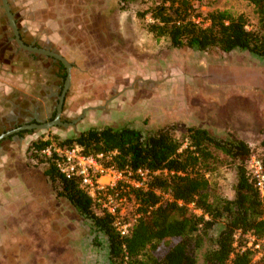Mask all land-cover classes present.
<instances>
[{
  "label": "rangeland",
  "instance_id": "1",
  "mask_svg": "<svg viewBox=\"0 0 264 264\" xmlns=\"http://www.w3.org/2000/svg\"><path fill=\"white\" fill-rule=\"evenodd\" d=\"M160 1L8 0L24 42L59 53L72 68L61 113L68 124L0 140V179L8 160L19 174L5 177L6 194L18 201L0 209V264H108L104 238L55 195L39 161L45 158L32 154L33 141L57 144L52 137L105 125L144 132L172 125L185 144L186 126L193 124L215 137L244 140L251 153L262 155L264 57L198 53L172 48L167 37L156 40L144 27L151 18L140 13ZM1 5L0 0V132L13 120L28 118L29 111L46 120L60 90L54 68L18 48ZM194 5L192 19L201 26L212 10L245 14L249 29L257 22L247 0H195ZM215 156L207 175L222 196L232 198L234 169L223 153L216 150ZM127 209L129 217L137 213L132 201ZM245 234H238V242Z\"/></svg>",
  "mask_w": 264,
  "mask_h": 264
},
{
  "label": "trees",
  "instance_id": "2",
  "mask_svg": "<svg viewBox=\"0 0 264 264\" xmlns=\"http://www.w3.org/2000/svg\"><path fill=\"white\" fill-rule=\"evenodd\" d=\"M194 1L153 2L140 13L152 20L144 23V27L156 40L167 37L175 49L207 54L239 51L264 57V0H247L257 14L256 25L251 29L245 14L228 10L209 11L208 24L201 26L192 19L196 10ZM29 54L54 68L59 95L66 77L64 65L52 57ZM53 115L54 112L51 119ZM171 126L144 132L125 125H105L62 139L52 137L60 146H80L86 155L109 154L105 166L160 171L151 175L145 186L128 189L139 216L126 236L116 232L112 216L98 209L77 178L63 176L50 159L39 161L45 163L43 173L55 195L72 205L91 223L93 231L104 238L108 264H198L199 261L201 264H264V255L253 260L250 250L230 257L237 232L264 239V194H260L246 167L251 154L248 143L234 137H215L208 130L190 124L186 126L184 144L174 136ZM27 132L30 130H22L19 135ZM49 141H33L30 144L33 156ZM261 146L264 165V135ZM216 150L228 158L234 169L232 198L222 196L207 175Z\"/></svg>",
  "mask_w": 264,
  "mask_h": 264
},
{
  "label": "built area",
  "instance_id": "3",
  "mask_svg": "<svg viewBox=\"0 0 264 264\" xmlns=\"http://www.w3.org/2000/svg\"><path fill=\"white\" fill-rule=\"evenodd\" d=\"M37 153L46 159H50L66 178H77L80 187L101 209L112 216L114 229L120 236H126L130 233L139 216V213H136L133 217H129L127 205L130 201L133 204L135 203L131 196L127 194L128 189L143 187L151 175L160 173L159 170L150 172L144 168L119 170L112 165L105 166L103 160L109 159V154L108 156L103 153L86 155L78 145L66 147L49 142ZM246 167L255 186L263 195L264 165L262 155L251 153L247 159ZM238 234L241 233L237 232L234 235L233 251L230 257H233L234 253L245 250L252 252L253 260H258L264 255V239L248 233L244 235L242 242H238Z\"/></svg>",
  "mask_w": 264,
  "mask_h": 264
},
{
  "label": "water",
  "instance_id": "4",
  "mask_svg": "<svg viewBox=\"0 0 264 264\" xmlns=\"http://www.w3.org/2000/svg\"><path fill=\"white\" fill-rule=\"evenodd\" d=\"M1 3H2L1 6L4 10V14L7 18L8 25L11 28L13 39H14L15 43L17 44L18 48L23 50V51L29 52V53H35V54L43 55L46 57H52L54 60H59L64 65L65 70H66V77L64 80V85H63V88H62L60 95L58 96V102L56 105V112H55V116H54L53 120H51L49 122H45V123H39V124L33 123L30 125H24V126L20 127V129H28V130L29 129H48V128L55 126V125H67L68 123L67 122L63 123L60 120V117H61V111H62L65 93H66L67 89L69 88L70 81H71L72 64L65 57H63L62 55H60L59 53H57L53 50L25 44L23 42V40L20 38L19 30H18V27L16 25L13 14L10 11V6L8 3V0H1ZM15 131H18V129ZM7 134L8 133L2 134L0 136V138L6 136Z\"/></svg>",
  "mask_w": 264,
  "mask_h": 264
},
{
  "label": "flooded vegetation",
  "instance_id": "5",
  "mask_svg": "<svg viewBox=\"0 0 264 264\" xmlns=\"http://www.w3.org/2000/svg\"><path fill=\"white\" fill-rule=\"evenodd\" d=\"M63 88V87H62ZM62 91V89H61ZM61 93V92H60ZM60 95V94H59ZM56 96V99H55V102H54V107L49 115V117L46 119V120H41L40 118L37 117V114L35 112H32V111H29V117L26 118V119H22L20 122L18 121H12V124L9 126V128L7 129H4L3 131L0 132V136L2 134H5V133H8L6 136L0 138V140L2 139H6L8 137H11V138H14L15 136H19V137H22L19 135L20 131L22 130H28V129H20V127L24 126V125H30V124H33V123H45V122H49L51 120H53L54 116H55V112H56V105H57V102H58V96ZM64 103V102H63ZM63 108V106H62ZM54 112V115L51 119V116H52V113ZM62 113V111H61ZM62 117H60V120L65 123V121L63 119H61ZM18 131H15L17 130ZM29 130H33V129H29Z\"/></svg>",
  "mask_w": 264,
  "mask_h": 264
},
{
  "label": "crops",
  "instance_id": "6",
  "mask_svg": "<svg viewBox=\"0 0 264 264\" xmlns=\"http://www.w3.org/2000/svg\"><path fill=\"white\" fill-rule=\"evenodd\" d=\"M15 160H16L17 163H19L20 160H21V157L19 156V158L17 157ZM5 164H6V168L3 167L2 168L3 171L1 172V174L3 175V178L0 179V209H3L4 208V205L7 202L9 204L11 200H12V202H15V201L17 202L18 201V197H14V199H13L10 196H8V194H6L8 192L7 191L8 188L6 187L7 179L5 178V177L8 178V176H16V175H19L18 174V170H15L14 169V168H16V165L14 164V160L13 161L8 160L7 162H5ZM5 164L3 163V166ZM10 209H11V207L8 210H10ZM7 213H8L7 211L4 212V214H7ZM14 215H16V214H14Z\"/></svg>",
  "mask_w": 264,
  "mask_h": 264
}]
</instances>
